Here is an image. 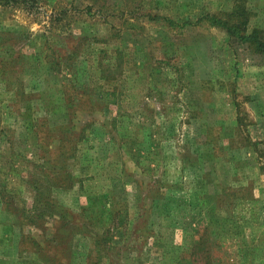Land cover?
<instances>
[{
    "label": "rangeland",
    "instance_id": "1",
    "mask_svg": "<svg viewBox=\"0 0 264 264\" xmlns=\"http://www.w3.org/2000/svg\"><path fill=\"white\" fill-rule=\"evenodd\" d=\"M91 1L0 0V264H53V256L89 264L80 262L89 248L97 264H205L192 256L205 239L210 264L264 261V237L257 252L250 245L264 231L257 223L264 224V55L199 21L237 1L257 14L252 25L264 27V0ZM85 88L98 94L71 120L91 126L63 131L58 125L68 120L51 102ZM114 89L124 90L120 102H112ZM46 119L55 131H44L41 145ZM62 132L65 142L81 139L71 151L59 146ZM42 169L59 183L45 192L63 211L55 209L59 219L32 218L49 228L47 241L27 224L23 231L41 241L47 258L18 238L21 221L49 206L28 184ZM71 177L80 179L73 189ZM240 186L253 188L257 201L232 207L247 218L225 226L221 192ZM66 225L81 232L68 248ZM55 228L64 243L57 252ZM107 235L112 240L101 241Z\"/></svg>",
    "mask_w": 264,
    "mask_h": 264
},
{
    "label": "trees",
    "instance_id": "2",
    "mask_svg": "<svg viewBox=\"0 0 264 264\" xmlns=\"http://www.w3.org/2000/svg\"><path fill=\"white\" fill-rule=\"evenodd\" d=\"M91 3H92L93 7L97 6L98 0H92ZM101 6L105 7V4L102 3ZM106 8H107V6H106ZM252 11L253 10L248 8L245 3H243V2L239 3L236 1L232 7H229L227 9L221 11L220 15L212 14V15H208V16L206 15L204 17L202 16L201 18H204V19H200L199 21L206 20V21H210L212 24L215 23V24L219 25L220 28H222L228 36H236L239 39V41L241 42L240 45H242V47H244L243 50L247 49L248 51H250L254 54L264 55V27L258 26L254 23L252 25L251 20L257 16V14L253 13L254 11L253 12ZM176 12H174V13H176ZM166 20L170 23V25H175V23H176V21L171 17H166ZM134 25H132V26H134ZM183 26L181 25V27H183ZM71 36H72V34H71ZM79 39H81V41L86 40L85 37H80V38H78V40ZM82 43H83V41H82ZM73 52L76 53V51L74 50V51H72V55L74 54ZM66 56L71 57V53H68ZM105 82H110V81H105ZM92 83H95V87L98 89L103 88V85H101V83H104L103 81H92ZM70 85L72 87H74V86L80 87L81 82L80 81H70ZM67 87H68L67 84H64V85L62 84L63 94H67V91H66L67 89H65ZM76 90L78 92L79 89H76ZM84 90L86 91L85 94H80V95H77L75 97H73L74 96V94H73V96L69 97V99H67V97L64 95V97L61 98L60 101L51 102L53 104L52 105L53 108L54 107L57 108L56 110H54V112L55 113H63L65 119L68 120L67 122L62 123V125H58L59 128L60 127L63 128L62 129L63 131H66L67 126H71L73 129L74 128L84 129V128L91 126V124H92L91 121L85 123L82 126H79V125H76V123H74L71 120L72 117L75 116V114L71 113V112L76 111L74 109L75 107L79 108L77 110L82 109V111H87L88 107L86 105V102H88V104L89 103L93 104V101L95 100L93 98V96L98 94L97 92L95 94H93V92L90 91L91 90L90 88H85ZM105 91L107 94L108 90H105ZM15 93H16V91H15ZM123 93H124V90H121L120 92H118L117 89L116 90L114 89V91H110L109 95L110 94L111 95L115 94L116 96L118 95V97L116 99H113L112 102H115V103L120 102V99H121V96ZM25 97H26L25 99L27 100L28 95L26 93H25ZM48 113H49V115L51 114L50 111H48ZM40 124H41V126H43L40 130V132H41L40 135L42 137L39 136L38 142L41 145H45L46 137L44 136V131L46 132V134H49L51 137L52 133L55 131V128L49 126L48 119H46V121H40ZM56 138H54V140ZM64 140H65V134H64V132H62V135H60V137L58 139V141L60 143L59 146L62 145L61 146L62 151H71L74 148V146L76 144H78V142L81 139L77 140L76 142H75V139L68 141V142H65ZM70 143L73 144V147L70 145ZM71 156L74 157L75 156L74 153L72 155H70L69 157H71ZM42 159L45 160L46 155L42 154ZM41 173H43V169H42ZM35 174H37V173H35ZM35 174H33V179H31L28 182V184L30 183L31 190H34V192L36 193V200L41 199V198L46 199L48 197L49 206L47 207V210H44L41 213H40V207L38 206L36 208V211H38L39 213L35 212L34 215H32L31 217H26V219H24L25 221H23V220L21 221L22 224H19L20 227L18 228V230L20 232L18 235V238H19V240L21 238V240H22L21 243H23V244L29 239L33 243V245L35 246V249H33L34 252L36 254H42V257L47 258V256H45L44 253L42 252L44 250V248L42 247L41 241H38L33 236L31 237L30 234L24 233L23 230H24V225L27 224L28 226L33 227L37 232L40 231V233H38L39 236L44 238L45 241H47V239H46L47 237H45V236H46V231L49 228L41 227L42 223H40V221H37L34 219L32 221V218L36 217L37 219H41L44 215L46 216L47 215L46 212H48V213H50V214H48L49 216H55L56 215V217H58V219H59L60 214L55 209H62V208H60L59 206L57 208L56 202L52 200V198H53L52 193L49 192L50 194L47 195L48 192H45V190L48 189V186L50 188V186L58 185L59 183L56 180H54L53 178H50L46 173H43L44 175H35ZM44 182H46L47 185H45ZM202 198L211 200V199L218 198V197H217V195L205 194V195H202ZM220 198L223 201H225V203H224V205L226 207L225 209L228 210L227 211L228 215L226 217L224 216V218L222 219V222L224 223L225 226L227 225V222L230 220L234 219L236 222H238V219L240 217H241V219L247 218V217L241 215L242 213L240 214L237 211H235V209H232V207L236 208L237 205L240 204V201L241 202L257 201V199H255L254 195H253V188L244 187V186H240L239 188H233V189H227L224 187L222 192H221ZM50 201H52L51 204H50ZM6 205L9 206L7 201H6ZM44 209H46V208H44ZM6 210L9 211V208H7ZM61 211H63V209ZM66 213L70 215V214H72V211L67 210ZM26 214H27L26 210L23 209L24 218H25ZM251 217H252L251 223L257 222L259 220V217L254 216L253 212L250 215V218ZM61 219H63L62 215H61ZM235 221H233V225L235 224ZM71 223H72V221H71ZM71 223H69V224H71ZM257 223L261 228H264L263 223H260V222H257ZM46 224H48V225L51 224L53 227H55L52 223L47 222ZM3 226H4V228H9V229L11 227V225H9L7 223H4ZM66 226L64 229L67 231V237L65 238V243H66V246L68 248L70 245L72 246V243L74 240V238H73L74 234H76V233L81 234V232H76L74 226H72V227L71 226L66 227ZM148 226H150V227H147V229L149 230V231H147V234L149 236L150 234H153V231L151 229L152 225L150 224ZM237 226H238V224L234 225V227H237ZM11 229H13V226ZM56 229L57 228H55L51 232L52 238L50 240L53 243L52 248H54V250H56L55 248H57V247L62 249L64 246V243L63 244H61L60 242L57 243L58 239H56V238H59L58 234H59L60 230L58 231ZM143 229L145 230V228H143ZM105 232H106V230H105ZM109 232H110V229H107L108 234H109ZM72 234H73V236L70 239V236ZM93 235L94 236H92V238H94L95 246L97 247L98 245H100V239H99V237L95 236V234H93ZM263 237H264V231L262 232L260 238L256 241V243L250 244L252 246V248L254 247V250H253L254 252H257L256 249H259L261 247V239ZM95 238H96V240H95ZM106 240L110 241L112 239L109 240L108 235H107L106 239H104V240L101 239V241H103V242H105ZM263 241H264V239H263ZM263 241H262V243H263ZM67 248L65 249L66 251L68 250ZM19 249H20V247H19ZM21 249H22L21 251L24 252L23 251L24 248L22 246H21ZM70 249L72 250V248H70ZM57 251H58V249L55 252H57ZM208 251H209V246H208L207 240L205 239V240L200 241L198 244H196L194 246L192 256L195 257L194 260H196L197 258L201 259V257H203V260L206 261L205 264H210L211 259H210L209 255L206 254ZM22 252H21V254H22ZM94 252H95V249H92L89 253V257H88L89 264H97V262H94V263L91 262ZM204 254H206V255H204ZM49 259L52 260L53 264H61L60 258H57L56 256L49 257ZM179 262L181 263V260ZM193 262H197V261H193ZM259 264H264V261L260 260Z\"/></svg>",
    "mask_w": 264,
    "mask_h": 264
},
{
    "label": "crops",
    "instance_id": "3",
    "mask_svg": "<svg viewBox=\"0 0 264 264\" xmlns=\"http://www.w3.org/2000/svg\"><path fill=\"white\" fill-rule=\"evenodd\" d=\"M248 54H252V55H257V54H254V53H250V52H248ZM263 58H261V59H263L264 60V56H262ZM61 116H64L63 115V113H59ZM65 118V117H64ZM71 180H72V185L70 186L72 189L75 187V181H79L80 179L79 178H77L76 179V177H74V178H71ZM89 253H90V248L88 249V253H85L84 252V254H83V256H82V258L80 259V262H82V263H84V262H86V261H88V257H89Z\"/></svg>",
    "mask_w": 264,
    "mask_h": 264
}]
</instances>
